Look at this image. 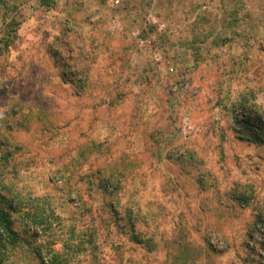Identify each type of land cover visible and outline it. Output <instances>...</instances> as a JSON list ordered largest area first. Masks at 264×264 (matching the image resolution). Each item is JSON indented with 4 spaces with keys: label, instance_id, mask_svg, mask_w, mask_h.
<instances>
[{
    "label": "rangeland",
    "instance_id": "obj_1",
    "mask_svg": "<svg viewBox=\"0 0 264 264\" xmlns=\"http://www.w3.org/2000/svg\"><path fill=\"white\" fill-rule=\"evenodd\" d=\"M80 1L0 0L3 264H264V0Z\"/></svg>",
    "mask_w": 264,
    "mask_h": 264
},
{
    "label": "trees",
    "instance_id": "obj_2",
    "mask_svg": "<svg viewBox=\"0 0 264 264\" xmlns=\"http://www.w3.org/2000/svg\"><path fill=\"white\" fill-rule=\"evenodd\" d=\"M256 140H260V138ZM11 208H12V202H10L9 200H3V201L0 200V232H3L9 238V244H7L4 242V239L2 235L0 234V264H3V259H4L3 255L5 254L6 251H8L9 245H12V247H16V246H19V243L21 242L20 234L13 227V220L11 218V212H10ZM36 218H38V220L41 219V222H46V223L48 222L47 218L41 217V214L37 213ZM34 220L36 221V219ZM41 250H43V248L37 247V249H35L36 253L38 254H40ZM38 258L39 259H38L37 264H64L65 263L64 254L55 248L52 249V255L50 259H44L40 257V255Z\"/></svg>",
    "mask_w": 264,
    "mask_h": 264
},
{
    "label": "crops",
    "instance_id": "obj_3",
    "mask_svg": "<svg viewBox=\"0 0 264 264\" xmlns=\"http://www.w3.org/2000/svg\"><path fill=\"white\" fill-rule=\"evenodd\" d=\"M117 1V0H116ZM78 3H76V5H77ZM88 7V5H87V0H81L80 2H79V5H78V7H77V9H86ZM96 10H98V9H96Z\"/></svg>",
    "mask_w": 264,
    "mask_h": 264
},
{
    "label": "built area",
    "instance_id": "obj_4",
    "mask_svg": "<svg viewBox=\"0 0 264 264\" xmlns=\"http://www.w3.org/2000/svg\"><path fill=\"white\" fill-rule=\"evenodd\" d=\"M117 2H118V0H117Z\"/></svg>",
    "mask_w": 264,
    "mask_h": 264
}]
</instances>
